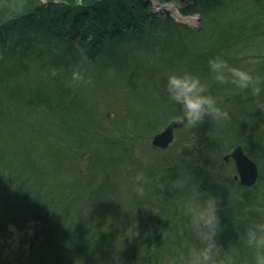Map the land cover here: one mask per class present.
<instances>
[{
	"label": "trees",
	"instance_id": "obj_1",
	"mask_svg": "<svg viewBox=\"0 0 264 264\" xmlns=\"http://www.w3.org/2000/svg\"><path fill=\"white\" fill-rule=\"evenodd\" d=\"M153 5L0 0V264H184L199 246L184 203L199 191L218 198L225 264H253L243 237L264 215L245 209L264 208V112L250 90L215 81L208 61L264 77V0H191L181 13L200 15L199 28ZM184 72L230 119L182 127L153 161L138 148L183 115L166 88ZM127 93L144 114L117 102ZM237 144L260 166L251 186L224 160ZM139 173L155 190L131 200ZM29 224L13 250L12 228Z\"/></svg>",
	"mask_w": 264,
	"mask_h": 264
},
{
	"label": "clouds",
	"instance_id": "obj_2",
	"mask_svg": "<svg viewBox=\"0 0 264 264\" xmlns=\"http://www.w3.org/2000/svg\"><path fill=\"white\" fill-rule=\"evenodd\" d=\"M213 79L220 84L231 83L240 90H250L255 98L256 110L264 112V77L254 76L250 71L229 65L227 60L217 56L208 61ZM167 93L172 101L181 106L183 115L176 117L177 122L185 128H195L202 124L206 117L212 121L229 120L227 111L218 106L207 85L198 76L189 72L170 74L167 78ZM137 186L134 192L143 195V173L136 176ZM172 188H181L178 181H171ZM246 212H257L264 215V208L249 207ZM184 214L190 218L191 229L199 241L198 247L187 251L184 264H225L222 246L218 243V234L222 231L218 215V198L210 193L197 192L195 197L184 203ZM138 235V233H137ZM245 245L251 249L253 264H264V222L251 224L243 237Z\"/></svg>",
	"mask_w": 264,
	"mask_h": 264
},
{
	"label": "rangeland",
	"instance_id": "obj_3",
	"mask_svg": "<svg viewBox=\"0 0 264 264\" xmlns=\"http://www.w3.org/2000/svg\"><path fill=\"white\" fill-rule=\"evenodd\" d=\"M191 0H175L172 2H159L158 0L155 1V5H154V10L158 15H165V14H170L172 17H174L175 19H179L178 17L181 15L183 17H185L186 19H190V20H181L182 22H185L184 24H187L191 27H200V15L195 14V15H184L181 13V9L183 7L186 6L187 3H190ZM179 14V16H178ZM199 16V17H198ZM198 18V19H197ZM134 94L131 93H127V96H120L117 99V102H119L120 104H124L127 103L128 106H130L131 110L133 111V113H139V114H144L145 113V109L143 107L142 104L138 103L137 101V96H133ZM49 121L46 122L47 127L50 126V122L48 124ZM58 132H61L62 130L60 128H58L57 130ZM153 136V135H152ZM152 136L151 138L147 141V139H145V143H143L138 149H149L146 152H148L147 156H149L150 159H152L154 161L155 158L161 159V154L159 153L160 150L159 148H154L153 145H151V140H152ZM45 144H47L46 146H44L43 149H47L46 147L48 145L51 144L50 140H46ZM152 149H156V150H152ZM168 149H172V147L168 148ZM232 149H230L228 151V153L231 151ZM159 151V152H158ZM167 154V153H166ZM233 163V162H232ZM66 173L64 171H55V176L57 177V179H59L60 177L64 176ZM144 180L146 182H142L140 186L143 187V195L142 196H138L135 192H134V188L137 186V182L136 179L135 180H130L128 182H126L127 188L125 187V193L129 196V199L131 200H138L141 199L142 197H146L149 198L151 193L154 192L155 190V186L153 185L152 182H155L153 179L150 180L149 178H144ZM82 200V198H80ZM33 224H29L27 225L25 228H12L13 231V236L12 238L9 240V244L11 246V248L13 250L17 249L20 244V242L24 239V235L26 234V232L29 233V235L32 234L33 232ZM21 245V244H20Z\"/></svg>",
	"mask_w": 264,
	"mask_h": 264
},
{
	"label": "water",
	"instance_id": "obj_4",
	"mask_svg": "<svg viewBox=\"0 0 264 264\" xmlns=\"http://www.w3.org/2000/svg\"><path fill=\"white\" fill-rule=\"evenodd\" d=\"M183 124L176 119L171 120L160 132L152 138V144L160 148H167L175 138V130L182 127ZM225 160L232 158L234 160L236 175L242 185L250 186L256 183L260 176L258 163L246 154L241 144L236 145L229 154L225 155Z\"/></svg>",
	"mask_w": 264,
	"mask_h": 264
},
{
	"label": "bare ground",
	"instance_id": "obj_5",
	"mask_svg": "<svg viewBox=\"0 0 264 264\" xmlns=\"http://www.w3.org/2000/svg\"><path fill=\"white\" fill-rule=\"evenodd\" d=\"M178 16H179V14H178ZM178 18H179V19H182V20H185V21H186V20H189V19H186L185 17H183V16H181V15H180Z\"/></svg>",
	"mask_w": 264,
	"mask_h": 264
}]
</instances>
